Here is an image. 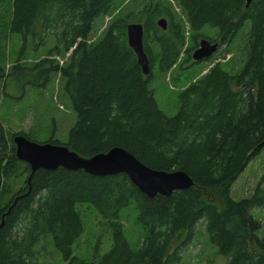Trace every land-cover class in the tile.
I'll return each mask as SVG.
<instances>
[{
    "label": "trees",
    "instance_id": "16d2710c",
    "mask_svg": "<svg viewBox=\"0 0 264 264\" xmlns=\"http://www.w3.org/2000/svg\"><path fill=\"white\" fill-rule=\"evenodd\" d=\"M113 1L10 0L8 32L19 36L20 52L26 40L32 49L49 38L53 44L31 65L16 60L9 70L0 66V79L22 75V85L43 87L58 75L75 119L66 142L51 136L45 142L63 144L83 157L121 147L149 168L184 172L192 185L147 197L122 173L30 171L15 158L12 143L15 134H26L7 138L0 122V194L3 180L19 166L25 174L23 187L5 202L0 199V264H39L37 244L43 236L69 264H177L200 221L226 264H264L261 223L252 214L264 206V191L257 186L249 197L231 196L232 184L264 146V0H175L192 49L204 27L217 29L206 39L218 47L231 46L244 32V60L236 72L215 62L177 93L178 108L171 116L159 109L148 84L153 65L167 73L181 53L188 58L183 22L168 0H128L123 13L90 42L94 22L112 12ZM160 18L164 28L157 24ZM132 22L142 25L147 74L126 41L125 27ZM65 53L67 60L58 64L54 57ZM211 191L218 200L209 199ZM130 204L142 231L135 248L125 240L120 221ZM80 205L91 207L110 234L108 246L99 250L96 242L87 259L72 254L82 233Z\"/></svg>",
    "mask_w": 264,
    "mask_h": 264
},
{
    "label": "rangeland",
    "instance_id": "374dc122",
    "mask_svg": "<svg viewBox=\"0 0 264 264\" xmlns=\"http://www.w3.org/2000/svg\"><path fill=\"white\" fill-rule=\"evenodd\" d=\"M128 0H114L113 10L109 15L96 19L93 29L89 34V41L97 40L106 24L115 19L125 10ZM134 2H140L135 0ZM177 20L184 24L186 54L179 55L177 63L167 73H160L156 65L152 67V78L148 87L152 90L153 97L159 109L166 115H173L178 108L177 93L188 83L202 76L215 62H220L225 69L231 72L238 71L244 60V32L229 47L220 46L210 59L193 63L191 32L184 23L183 16L175 0H168ZM139 6V3H135ZM10 0L0 4V66L9 70L11 64L18 60L20 64L31 65L45 56L46 49L53 44L48 39L44 46L32 49L26 40L23 49L18 35L8 32L10 19ZM217 29L204 27L199 33L201 38H214ZM28 41V42H27ZM153 50L154 44L150 45ZM191 48V49H190ZM68 58V53L54 57L58 64H63ZM10 72V71H9ZM22 76V75H21ZM9 76L0 79V122L7 138L11 133L23 131L27 138L42 143L50 136L60 143L67 140L68 130L75 119L74 111L70 107L67 96L60 88V78L53 74L48 83L43 87L23 84L22 77ZM19 166L15 174L3 180L4 191L0 194L1 201L5 202L16 190L23 187L25 174ZM257 186L264 191V146L246 165L243 172L234 181L231 187V196L239 200L252 195ZM209 199L218 200L215 192L209 194ZM77 213L82 224V233L72 246V254L77 259H87L91 250L98 242L99 250H104L110 242L109 231L102 219L89 206H77ZM253 216L261 223L258 231L259 237H264V206L254 208ZM120 221L123 227V236L131 248L138 246L142 231L135 220V209L129 205L121 211ZM39 264H69L61 260L53 247L50 238L43 236L37 244ZM227 258L219 253L208 238L207 231L202 221L195 224L194 231L188 241L182 246L181 257L177 264H226Z\"/></svg>",
    "mask_w": 264,
    "mask_h": 264
},
{
    "label": "water",
    "instance_id": "95a60500",
    "mask_svg": "<svg viewBox=\"0 0 264 264\" xmlns=\"http://www.w3.org/2000/svg\"><path fill=\"white\" fill-rule=\"evenodd\" d=\"M157 24L165 27L164 19ZM126 41L133 51L142 74L149 72L148 60L142 49V25L138 22L128 23L125 27ZM218 49V42L201 38L198 47L191 53L192 61H201L211 57ZM14 156L24 162L30 169L41 168L53 170L62 167L67 170H82L93 176L124 174L138 191L147 197L154 195L168 196L174 190L185 189L192 181L180 170H156L139 162L131 153L121 147L113 146L105 152H98L83 157L63 144L50 142L38 143L21 134L12 137Z\"/></svg>",
    "mask_w": 264,
    "mask_h": 264
}]
</instances>
